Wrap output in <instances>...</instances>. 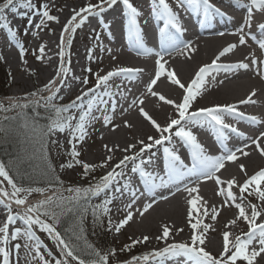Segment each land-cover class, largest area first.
<instances>
[{
    "label": "bare ground",
    "instance_id": "6f19581e",
    "mask_svg": "<svg viewBox=\"0 0 264 264\" xmlns=\"http://www.w3.org/2000/svg\"><path fill=\"white\" fill-rule=\"evenodd\" d=\"M45 1L54 2L56 8L63 7V0ZM130 2L133 3L141 13L138 19L142 31V40L143 43L152 50V54L138 57L133 53V49L141 48L137 44L135 35L129 31L128 17L127 15L125 19L122 17V11H120V9L124 7L118 2L117 5L114 6L117 8L105 15V25H103L104 22L102 23V20L96 27H92L94 24L90 27L86 26L84 34L75 37V41L79 40V42H84L87 48L94 49V54L90 56L87 53V48L82 49L77 45H75V47L73 46L71 48L72 53H66V58L69 57L71 58L70 60H72L71 66L68 69L66 67L67 62H64L63 65L68 69L64 84L60 85L58 82L57 85L60 86L61 89L57 94V100H59V97H63V100L72 99L74 96L81 94L82 90L76 82L72 80L77 75L75 71L77 69L75 68L80 58L79 55L83 51L85 57L89 56L90 60L95 64V72H99L101 76L120 67L139 68L143 70L131 80L124 76H115L109 80L108 89L113 93V98L116 100V109L112 112L110 107L111 102H109L108 114L112 116V123L109 126H105L101 118L88 127V134L86 137H90L89 142L96 146L95 151L88 150V155L93 160L100 161L101 159H106L109 155H111L112 159L119 158L121 160L133 150H139L141 147L139 141L143 140L145 143H149L148 137L159 138V134L153 125L140 114L139 109L141 107L162 127L166 126L171 119L177 118V110L175 107L159 100L158 96H152L147 91L146 87L151 79L155 78L157 67L155 61L158 58L155 53L161 51L160 48L162 44L160 42L159 31L164 27L165 20L159 12L153 11L154 0H130ZM146 2L148 5L145 4ZM167 2L172 7L173 11L178 14L180 24L185 29L181 41L188 43L190 47L183 49V51L169 49L168 52L163 53L164 60H162V63L166 61L165 75L157 80L156 85L153 86V91L163 95L168 100L174 101L176 104L181 103L185 92L179 85H174L170 82L167 78V72H174L176 78L187 87L195 78V74L201 66L210 64L220 51L228 45L234 44L236 47L230 53L221 57L218 63L229 64L244 62L249 64V68L232 69L229 71L222 69L219 72H214L209 75L206 78V83L200 95L197 96L189 111L217 105H235L238 112L243 113L245 116H256L260 122L254 123V127H249L243 124V121L247 119H242L235 115H226L224 117L227 124L236 127L238 131L243 132L247 137V139H245L233 133L235 139L231 138L229 144H235L237 141H239V143L237 146L235 145L236 147L232 150L240 147L243 148L244 152H247L248 155L238 152L237 160L224 162V168L216 173L223 181L220 185H217L215 180H205L201 178L197 182H195V179L185 181V183L190 181L195 182L190 186L197 187L196 193L189 194L184 191V189L181 193H178L175 188V195H172V190H170L172 192L166 195L155 192V196H158L156 200L158 202H154L156 205L153 204V207L144 213V215H140L144 205L153 202H147L145 200L143 194L141 195V186L135 182L134 179L130 180L131 187L133 190H138V192L135 203L132 204L130 209L127 207L132 201L130 193L125 191V193L123 192L119 195L120 192L115 191L117 185L123 182L121 179L110 189L105 190L103 199L111 197L112 205L119 203V201L124 202V204L121 205L122 207L119 206L120 208H118L115 206V208L111 210L112 214H110V216L113 219L111 220L112 223L117 225L121 219L126 217L128 211H131L133 213V219L130 220L129 223L125 225V229H121V231L124 232L125 235L129 234L138 240L141 239V241H143V237L147 236L149 238L147 241L139 243L150 248V250L151 247L158 246L157 250L165 247L164 240L157 239L158 236L162 235L165 226L170 230L168 243H190L193 229L188 222V211L190 208L188 200L195 199L197 201L198 210L193 211L192 222L195 223L199 220L201 223L209 225L208 231L204 233V247L215 256L217 250L222 251L223 233L225 231L230 233V240L234 239L236 236H241L243 238V234L249 231V225L242 218L238 219L239 210L235 207V204L242 203L246 213L249 216L251 215V200H249V196L245 193L242 199L240 187L247 177H250L260 169H264V155L261 154V149H264V137H261V133H264V79L261 78L256 70L257 67L264 70V65L259 64L261 60H264V50H261L257 43V41L264 40V34H261L260 28L258 27L260 23H264V13L254 9L251 27H248L244 22L247 15L246 8L241 7L239 4L235 3L234 0H210V3L215 8H219L221 12L225 14L220 16L225 18L230 26L226 28L221 27L222 29H215L213 31L197 32L194 30V25L186 19L185 15L188 10H195L196 8L201 10L200 8L203 6H194L191 4L190 0H184L183 4L178 3L177 0H167ZM80 7L81 2L79 0L73 1L71 5L63 7L61 16L56 15L58 22H55L60 24L61 26H59L62 28L74 15V10L78 11ZM123 13L126 14L125 8L123 9ZM92 16L93 15H90L89 17ZM151 17H154V22L156 24L161 22L160 25L155 27L156 29L151 25ZM10 23L14 25L15 22L11 20ZM241 27H243L244 32L248 34L245 36L246 43L244 45L239 44L238 33ZM43 28L55 32V28L51 25L45 24ZM92 29L93 32L91 36L97 38V42L87 40V34H90L89 31ZM169 29V31H174L171 27H169ZM100 30L102 34H98ZM102 35L105 38L107 36L106 40L100 38ZM252 37H255V40L252 39ZM35 41V49L33 50L40 56L41 54L40 52L38 53L37 44L39 45L43 41V38H35ZM3 46L5 47L6 44ZM67 49H69L68 46ZM4 52V58L9 63V67L13 64L15 69H18L14 52L8 49V46H6ZM55 55V47H46L43 57L38 59L39 66H27L32 76V84L40 82V87L44 88L50 80L57 78L60 65L55 63L53 59ZM253 57L257 59V65L251 63ZM97 67L99 69L98 71ZM83 69L92 70L89 65H86ZM24 82L23 76H20L15 81V85H20ZM23 87L24 89L22 91L24 92L21 94L17 92L16 95L30 93L26 85ZM103 90L102 86L97 90V93L101 92L102 94ZM253 91L256 93L255 96L252 97L255 103L241 104L240 101L247 99ZM121 93H123V95H121ZM104 99H108V97H104ZM133 100L137 101L135 105L132 103ZM141 100L143 103H140ZM100 107L103 108L104 106L101 105ZM94 115L102 116V113L101 111H95ZM125 122H127V125H130V127L126 126ZM190 130L197 137L198 142L204 147L208 155L216 156L222 154L214 139L215 134H212V131H216V127L212 123L205 122L197 124L191 126ZM174 131L175 128L173 129V133ZM56 138L59 140L62 139V136L58 134ZM257 138H259V148L257 145L252 144V140ZM232 140L235 141L232 142ZM105 145L112 148L113 151L109 153L105 149ZM130 145H135V148L127 152L124 151ZM245 145H247L246 148L244 147ZM165 147L173 149L185 164L192 162V148L178 137H175L174 134L170 142L165 141L162 145H157L146 150L142 155V159L145 160L147 157L154 155L155 150L159 148L160 155L155 162L161 161L164 165H167L168 158L164 153ZM240 165L244 166V171L241 170ZM129 166L130 163H128V167ZM229 180L234 181L231 190L236 196V200L228 201L226 205V196L218 193L221 188L225 189V192L227 191V182ZM182 188H184V184ZM158 189L161 190L159 187ZM169 189L170 187L167 188V190ZM161 196H167L168 199H161ZM255 202L258 206V210L264 209V203L257 198ZM213 208H215L218 213L215 220L211 218ZM17 211L19 210L13 208L14 213ZM205 212L208 214L204 215ZM6 214V211H3L0 204V225L6 220ZM234 220L236 221L235 224L230 223ZM256 223H264V211L261 212ZM12 228L14 230L16 226L14 227L13 225ZM178 229L183 230L177 231ZM36 235L39 236L42 241V246L45 245L48 250H51L50 247L53 245L50 243L52 240L48 235L39 231H36ZM13 243L23 244V240L18 239L17 241H13ZM252 248L258 250V242L254 241L249 251H251ZM173 257L166 256L163 258V262H159L162 258H151L147 264H174ZM178 259L189 260L184 255ZM238 261L240 262L242 260ZM189 262L191 261L189 260ZM0 264H2V257H0ZM10 264H26L23 253L20 251L19 257L13 253V255L10 256ZM255 264H264V253H261V255L256 258Z\"/></svg>",
    "mask_w": 264,
    "mask_h": 264
},
{
    "label": "snow or ice",
    "instance_id": "6c2138e0",
    "mask_svg": "<svg viewBox=\"0 0 264 264\" xmlns=\"http://www.w3.org/2000/svg\"><path fill=\"white\" fill-rule=\"evenodd\" d=\"M178 3L183 4L184 0H177ZM191 4L194 6H203L205 15L207 16L209 12L213 15H225L219 8H215L210 0H190ZM235 3L239 4L241 7L247 9V15L245 17V25L251 27L253 11L254 9L264 13V0H234ZM118 0H99L97 5L88 4L86 7L81 8L79 11L74 10V15L69 19L65 24L64 29L61 35V50L59 56L62 61L65 57V51L63 46L65 44L71 45L72 43V34H74L78 28H80L89 15H99L100 12L105 10V6L108 8L117 5ZM119 3L123 5L126 9V15L128 17V27L130 33L134 34L138 46L143 49L145 55H151L152 50L149 49L142 40V31L140 28L139 17L141 15L137 7L134 6L130 0H119ZM17 4L19 7L25 9H34V4L32 0H4L0 4V28L6 29L8 37L10 40L15 41L17 37V31L14 30L5 17V10L11 8L12 12L17 11ZM153 11L159 12V14L164 18L165 24L164 27L160 29V42L162 45L167 43L168 47L162 48L161 51L155 53L158 57L155 61L156 71L155 78L146 85L147 91L152 96H158L159 100L173 105L177 110V118L171 119L166 126L159 125L152 117L141 107L139 109L140 114L147 119L153 127L156 129L159 134V138L148 137L149 143H145L143 140L139 141L141 147L138 151L133 152L131 155H125L115 166L108 171L104 176H102L98 183L90 185L89 187H73L68 188L67 191L70 193L69 196L63 195H50L45 199L40 200L39 202L24 207L21 211L13 212L12 205L13 203L16 206L26 205L28 196L33 193H45L46 189L44 188H32V187H21L13 181L12 176L10 175L9 170L6 169L3 163H0V178L7 181V184L10 186V191L0 187V204L4 205L6 209V220L0 225V257H2V264H10V256L13 253L19 257L20 250L23 248L26 264H51V262L45 258L41 253L42 241L39 236L36 235L35 228H38L41 232H44L48 237L53 241L56 248L59 251L61 258L55 259V264H72L73 261L77 264H108V259L110 255H115V249L110 250L107 253L102 254L100 251L95 249L93 245L88 244L83 237V220L84 216L88 212V207L81 206V201L83 200L84 204L87 205L90 197L99 196L101 193H104L105 190L110 189L114 184H116L121 177H123V169L127 167L128 163L131 162L133 167L131 171L133 173H139V176L142 178V182L145 185V189L149 195H152L155 192V189L159 188H169L172 185L176 186V192L181 191L179 186L182 182L186 180H191L192 177H195L197 181L201 178L208 180H215L217 185L223 183V181L216 175L222 168H224L225 161H235L238 159L237 153L242 152L244 155H248L247 152H244L243 148L237 147L235 150L227 149L225 141L228 136L225 133V129H229L231 133L236 134L237 136L244 137L247 139L243 132L238 131V129L232 125H229L225 122L224 117L226 115H235L239 116L242 119H247L252 123H259V119L256 116H245L243 113L237 111L235 105H225V106H212L206 108L196 109L194 111H189L193 102L196 100L197 96L200 95L201 90L203 89L206 78L214 72H219L220 70L229 71L232 69H248L249 64L244 62L239 63H218L221 57H224L226 54L230 53L236 45L230 44L225 47L215 59L210 64L203 65L195 74V78L190 82V84L185 87L184 84L180 82L178 78L174 75V72L168 71L167 78L174 85H179L181 89L184 90L185 94L182 98V102L176 104L172 100L166 99L163 95H160L153 91V86L156 85L157 80L165 75V63H162L164 60L163 53L168 52L169 48L176 51H183V49L189 48L190 45L186 42L181 41V37L185 31L179 21L178 14L173 11L170 4L167 0H154ZM40 15V24L36 25L37 28L40 25L47 21H57L58 18L54 15H50L47 3L40 6L38 10ZM86 14V15H82ZM80 18L77 22V18ZM31 23V21H29ZM169 27L174 29V31H168ZM258 27L261 30H264V23H260ZM68 34V38L65 41L64 34ZM239 44L244 45L246 43L245 36L248 35L244 32V28L241 27L239 30ZM35 35V33H33ZM255 40V37H252ZM258 46L261 50H264V40L257 41ZM182 44V47H181ZM17 47L19 48V54L22 59L26 55V50L22 44L17 42ZM45 47L40 46L39 52L40 56L37 59L43 57ZM170 54V53H169ZM26 63V61H24ZM251 63L257 65V59L252 58ZM259 64L264 65V60H261ZM257 72L260 74L261 78L264 79V70L260 67H257ZM90 71V69H89ZM143 70L136 68L120 67L114 71H109L105 75L96 76V82L93 87L87 88L86 91H82L80 95H77L70 103L68 104H58L56 103L60 92V85L64 84L65 78L68 73V69L63 66L59 67L57 72V79L50 80L48 84L44 86L43 89H40L36 92L30 93L29 95L33 98L38 97V99H30L26 103H19L13 101L10 105L5 106L0 102V112H7L13 109H19L20 111L16 116L11 117L12 119H23V127L29 129L35 135L37 132L40 133V148L41 150L47 149V144L45 141L51 137L56 132L64 133L68 131L72 139L77 142H82L85 140V137L88 134V127L102 118L105 126H109L112 123V116L109 113V102H111L110 107L111 111L114 112L116 109V100L113 98V93L108 89V82L112 77L115 76H124L129 80L135 78ZM82 83L84 85L88 84V80L83 79ZM103 86L102 95H97V90ZM47 92L48 95H40L41 92ZM255 91H253L249 97L245 100H241V104H250L255 103L252 99L255 96ZM123 95V93H121ZM108 97V99H104ZM63 99V97H59ZM133 105L137 103L136 100L132 101ZM140 103H143L141 100ZM104 107L101 108L100 106ZM33 107L35 115L33 117H28L25 109ZM42 107L46 113V119L48 120L47 125L44 128L39 127V120L36 117H39L41 114L36 112L35 109ZM95 111H101L102 116L94 115ZM78 113V115H77ZM9 119V117H5ZM212 123L217 130V140L221 144V148L224 149L220 155H208L204 147L198 142L197 137L190 130L191 126L202 123ZM126 126L127 125V122ZM175 131L173 133V129ZM3 127H0V132L4 131ZM167 134V135H166ZM178 137L181 141L185 142L192 148V163L191 166H188L184 163L181 157L171 148L165 147L164 153L168 158V169H167V179L164 177H158L153 172L146 171L142 165L145 161L142 159L143 153L153 148L157 145L164 144L165 141H171L172 136ZM261 137H264V133H261ZM259 138L252 140V144L257 145L259 148ZM53 144L56 141H52ZM245 148L247 145L244 146ZM135 148V145H130L124 151H129L130 149ZM105 149L111 153L112 148H109L105 145ZM261 154L264 155V149H261ZM71 157L77 158L79 152L76 151L73 147ZM112 159L111 155L106 158V161L103 162L102 166H107V161ZM139 161V163H137ZM77 163L80 161L76 160ZM61 167H73L72 163H67L66 165H61ZM95 166L83 164L84 174L87 175L89 171H92ZM50 171L55 172V169L48 165ZM242 171H244V166L240 165ZM59 179L58 177L56 178ZM234 184L233 180L227 182L228 189L225 192V189L221 188L219 193L220 195H225L226 200L225 204L227 205L228 201H235L236 196L232 192V186ZM261 185H264V169H260L244 181V184L240 187L241 197L243 199V194L248 192V195H256L258 199L264 203V189ZM252 187L253 191H249V188ZM127 191L132 197L131 203L127 205L130 209L132 204L135 203L137 198L138 190H133L131 187V182L126 181L122 187L116 188V192ZM184 191L189 194L196 193L197 187H192L188 183H184ZM21 193L24 195L22 196ZM143 193H141L142 195ZM175 195V192L172 193ZM161 199H168L167 196H161ZM155 201H153L154 203ZM112 203V198H106L103 203V214L106 215L110 209L108 205ZM153 203H147L144 205L143 210L140 212V215H144L149 209L153 207ZM190 205L188 211V222L190 223L193 233L190 237V243H168L169 238V228L165 226L163 228V233L161 236H158V240H164L165 247L159 250H153L150 253L144 254L142 257H133L131 261L125 262V264H139L140 260H143L145 264L149 261L150 258H164L166 256H186L192 264H237L238 260L246 261L247 264H255L256 258L264 253V223H256L257 218L261 215V212L264 209L258 210L256 204H251V215L249 216L245 207L242 203H236L235 207L239 210L238 219L242 218L248 225L249 231L241 236H236L234 239L230 240V233L225 231L223 233V246L222 251L219 257L213 256L208 252L205 245V236L209 229L208 224H203L199 220L197 222H192L193 211L197 209V201L195 199L188 200ZM101 206L92 207V216L94 224H103L101 215L98 214V209ZM78 212V223L70 228L69 232L71 235H62L56 228V225L60 222L62 216H66L70 213L76 214ZM211 218L215 220L217 218V211L215 208L212 209ZM208 213L205 212L204 215ZM133 219V213L128 211L125 218L121 219L119 223L115 226V232L119 233L120 230ZM22 221L25 227H16L13 231H9V226L16 223V221ZM51 221V222H49ZM230 223L235 224L236 221H231ZM109 230L112 228L111 219L108 220ZM78 230V232H77ZM183 229H178L177 231H182ZM199 230V231H196ZM79 233V234H78ZM73 237L75 238V243L73 242ZM18 239L23 240V244L15 243ZM149 238L147 236L143 237V241H147ZM84 240V247H82L79 241ZM143 241H133L132 245L134 246L138 242ZM258 242L259 248H252L249 251L253 242ZM130 246L126 245L125 248ZM87 253L89 256L93 257L92 259L82 258V254ZM51 256V252H49Z\"/></svg>",
    "mask_w": 264,
    "mask_h": 264
},
{
    "label": "rangeland",
    "instance_id": "374dc122",
    "mask_svg": "<svg viewBox=\"0 0 264 264\" xmlns=\"http://www.w3.org/2000/svg\"><path fill=\"white\" fill-rule=\"evenodd\" d=\"M73 1H76V0H63V7L71 5L73 3ZM79 1L81 2L80 9L86 7L88 4L97 5L99 3V0H79ZM3 2H4V0H0V4H2ZM32 2L35 6L34 9H25V8L19 7L17 4L18 9L22 10L25 13H28L31 10V13H30V17H28L27 19H24L22 16L15 17V19L13 21L15 23L12 26V28L17 31V37H16L15 41L10 40V38L8 39L7 36L4 34V30L2 28H0V33H2V37L5 39V41L7 43L6 46H8V49H11L15 54V57L17 59V67H18V69H15L13 64H11L9 67V63L4 58V53H5L4 51H5L6 46L5 47L1 46L2 44L0 43V60H1L2 68H3V75H4V76H0V102H2L3 105H5V106L10 105L13 101H16L19 103H26L30 99H38V97L33 98L29 94L36 92L40 89H43L40 87V85H41L40 82H36L35 84H32V82H31L32 76L27 69V66H30V67L39 66L38 59H37L38 54L36 51L33 50V49H35V47H34L35 42H36L35 38L36 39L37 38H43V41L39 45L37 44L38 53H39V48L41 45H43L45 47V49H46V47H55L56 55L53 56L55 63H57L58 65L61 66V63H63V65H64V62H67L66 67L68 69L71 66V62H72V60H70L71 58H69V57L66 58V55H65V57L63 58V61H62L61 57L59 56V52L61 50V35H62V31H63L65 25L61 28L60 27L61 25L58 24L57 22L47 21L45 19V23L43 25L48 24V25L53 26L55 28V32H52L48 29H44L43 25H40L39 28L36 27V25L40 24L41 17L38 14V10H40V6L42 4L47 3L50 15H54V16H56V15L61 16V12L63 10V7H57L56 8L54 2H46L45 0H32ZM9 9H11V8H9ZM7 10L8 9H6L5 12H7ZM29 21H31V23H29ZM77 21H79V17L77 18ZM21 27H22V29H21ZM33 33H35V35H33ZM66 35H67V33L64 34V37H66ZM75 35H77V32L72 35V37H71L72 43L70 46L66 45V44L63 46V50L65 51V54L67 52L71 54L72 53L71 48L73 46L75 47V45H77L78 47H81V48L85 47L84 42H79V40L75 41ZM87 36H89L88 41L97 42L96 41L97 38L90 36L88 34H87ZM106 38H107V36H106ZM106 38L104 40H106ZM17 42L22 44L26 50V55H25L23 61H22L20 54H19V48L17 47ZM67 46L69 49L66 48ZM87 53L90 56L93 55L94 49H91V50L88 49ZM79 57L80 58L78 60L76 68H75V69H77V70H75L77 75L73 78L72 81H75L76 84L79 86V88L82 91H86L87 88L93 87L95 85V81L91 82V83H89V82L93 78H96V76H97V74H99V72H95V64H93V62L90 60L89 56L85 57L84 51L80 53ZM24 61H26V63ZM86 65H89L92 70L89 71L87 69H83V67H85ZM98 70L99 69L97 67V71ZM20 76H23V79L25 82L23 84L21 83L20 85H15V81ZM85 78L88 80L87 85H84L82 83L83 79H85ZM56 79H58V78H56ZM24 85L27 86V88L30 90V93H24L23 95H16L17 92L19 94L24 92V91H22L24 89V87H23ZM40 95L46 96V95H48V93L45 91V92H41ZM76 96H74L72 99H67V100L59 99L56 101V103L68 104ZM39 108H42V107H39ZM19 111H20L19 109H13V110L7 111V112H0V127H3L5 129L7 126H11L12 123L8 124V121H12L11 117L16 116ZM24 111L30 112V114L28 116H34L35 115V113L33 112V107H29L28 109H25ZM35 111L39 112V113L42 112L38 108H36ZM5 117H9V119L6 120ZM41 117L42 116H39V119H41ZM44 118L46 119V117H44ZM22 122H24V121H22ZM44 127L45 126H43L42 128H44ZM23 129H25V128H23ZM25 130H28V129H25ZM5 133H6V129L4 131L0 132V143L4 142V139H6ZM58 134L60 136H62V139L58 140L56 138V136ZM89 138L90 137H85L84 141L77 142V141L72 139V136L68 131H65L64 133L56 132L51 137H49V143L52 146V150L49 154V157L55 159V166L57 169V175L59 176L61 183H63V185H65V186L61 187L60 189H56V188H52V187H39V185H34L32 188H44V189H46V192L43 194L36 193V192L31 193L28 196L26 203L33 202V204H35V203L39 202L40 200L45 199L47 196H50L53 194L69 196L70 193L67 191L68 188H73V187L85 188V187H89L90 185H94L93 182L97 181L96 179L98 176H100V177L104 176L108 171H110L115 166V164H117L120 161L119 158H113L110 161H107V166L104 167V166H102V164H103V162L106 161V159H101L100 161H98V160H93L92 158H90L88 155V150L90 149L91 151H95L96 146L93 143L89 142ZM53 140L56 141L55 144L52 143ZM73 147H75L76 151L79 152V156L77 158H73L70 155ZM135 151H138V150H135ZM135 151L133 150L129 155H131ZM76 160L80 161V163H77ZM67 163H72L73 167H71V168H68V167L62 168L61 167V165H66ZM83 164L93 165L95 167L93 168L92 171H89L87 173V175H85ZM243 184H244V182H243ZM0 187H3V188L10 191V186L7 184L6 180H3V178H0ZM21 187H24V186H21ZM27 187L28 186H26L25 188H27ZM261 187H262V189H264V185H261ZM182 191H183V189H181V191H179L178 193H181ZM249 191H253V188L250 187ZM155 194L156 193H153L149 197L147 196L146 200L151 199L152 202L155 201L157 203L158 201H156V200H157L158 196H155ZM21 195L23 196L24 194L21 193ZM119 195H120V193H119ZM247 196H249L248 192H247ZM102 197L103 196L90 197V199L88 200L87 204H88L89 216L86 217L85 224L83 225L84 231H83L82 235L85 239L86 233L90 234L88 231H91L92 235L96 236L97 232H95L94 230L98 227L103 226V228L101 230L102 233L97 235L98 239L96 237L90 238V236H87L88 237L87 243L93 245V247L95 249H97L98 251H100L102 254L107 253L112 249H115V255L109 256L108 264H125V262L131 261L133 257H137V253H141V252L146 253L147 251L152 252L153 250H157L158 246L151 247V250H150V248L143 246L139 242L133 246L132 245L133 241H141V239L138 240V239L130 236L129 234L125 235L124 232H122L121 230L119 233L115 232L116 224H114V223H112V228H111V230H109L108 220L109 219L113 220L110 216V214H112L111 210H113L115 208V206H117L118 208L122 207L121 205H123L124 202L119 201V203H116L114 205L109 204L108 208L110 209V211L106 215H104L102 206H103L105 199H102ZM249 198H250L249 200H251L252 204H256L255 199L256 198L258 199V197L256 195H251V196H249ZM81 203L84 204L83 200L81 201ZM156 203H153V204L156 205ZM94 206H101L98 209V214L101 215V219L103 220V224H94L93 216H92V207H94ZM1 207L3 208V211H6L3 204H1ZM72 216H73V218H75V216H77V214L72 213ZM67 217H69V215L62 216L61 218H63L69 225L71 220L68 219ZM76 219H78V218H76ZM49 222H51V221H49ZM20 224H23V223H20V221L17 220L14 225H19L20 227H22ZM58 225H60V222L56 225V228ZM23 227H25V226H23ZM123 229H125V226L122 228V230ZM9 231L11 233L12 227H9ZM35 231L41 232L38 228H35ZM77 232H78V230H77ZM41 233H43V232H41ZM73 239L75 241V238H73ZM104 240L109 244L107 248H104L101 243H97V242H101V241L104 242ZM81 242L84 245V242L82 240L79 241V243H81ZM50 243L53 245L50 247L51 250H48L47 246L41 245V253H42V255L45 256L46 259H48L51 262V264H55V259H59L61 257L59 255V251L56 248L53 241ZM126 245H128L130 247L126 249L125 248ZM20 251L24 255L23 250L21 249ZM219 251L220 250H217V253H215L216 257H219V255L221 253V251L220 252ZM49 252H51V256H49ZM72 264H77V262L73 261ZM139 264H145V262L143 260H140ZM237 264H247V263L243 262V261H240V262L237 261Z\"/></svg>",
    "mask_w": 264,
    "mask_h": 264
},
{
    "label": "trees",
    "instance_id": "16d2710c",
    "mask_svg": "<svg viewBox=\"0 0 264 264\" xmlns=\"http://www.w3.org/2000/svg\"><path fill=\"white\" fill-rule=\"evenodd\" d=\"M0 76L3 75V68L0 60ZM40 111V116L36 117L39 119V127L42 128L46 126L48 120L45 119L46 113L42 108H38ZM34 112V111H33ZM27 116L30 112L26 111ZM34 115V114H33ZM33 117V116H28ZM23 119H12V121H8V124L11 126H7L4 142L0 143V163H3L7 170H9L10 175L13 180L19 186H28L33 187L34 185H39V187H52V188H61L63 183H61L60 179H56L59 176L57 175V169L55 166V159L50 158L49 154L52 150V146L49 143V138L45 141L47 144V149L41 150L40 148V133L37 132L35 135L31 130L23 129ZM48 165H51L52 168L55 169V172L49 170ZM83 207H88V204H82ZM77 216L73 218L72 213L68 214L70 219V224L61 218L60 225L57 226V230L61 232L62 235H71V232L67 231L70 228H73L78 223V212ZM89 216V212L86 213L83 220V225L85 224L86 217ZM103 226L96 228L94 231L97 232V235L101 234ZM90 234L86 233L85 239L87 242V236L90 238L97 237L93 236L91 231H88ZM74 238V237H73ZM84 240H82L84 242ZM73 242L75 243L74 239ZM101 243L104 248L108 247V243L104 240ZM80 245L84 247L81 242ZM82 258L88 260L93 257L89 256L87 253L82 254Z\"/></svg>",
    "mask_w": 264,
    "mask_h": 264
}]
</instances>
